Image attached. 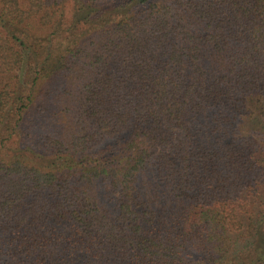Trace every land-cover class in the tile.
Returning a JSON list of instances; mask_svg holds the SVG:
<instances>
[{"label":"trees","instance_id":"obj_1","mask_svg":"<svg viewBox=\"0 0 264 264\" xmlns=\"http://www.w3.org/2000/svg\"><path fill=\"white\" fill-rule=\"evenodd\" d=\"M0 264H264V0H0Z\"/></svg>","mask_w":264,"mask_h":264},{"label":"rangeland","instance_id":"obj_2","mask_svg":"<svg viewBox=\"0 0 264 264\" xmlns=\"http://www.w3.org/2000/svg\"><path fill=\"white\" fill-rule=\"evenodd\" d=\"M66 11V18L64 20L65 22V28L63 27V31H60V41L65 40V43L73 41V38L76 34H78L81 31L86 30V28H89V25H94L96 23H101L105 20H108L111 18V14L114 12H108L103 15V17L99 20L96 19H86L87 18V11H79V9L76 8L75 3L69 2L67 5ZM43 40V38H41ZM38 42V41H37ZM21 155L27 160L30 161L38 166L41 167H48L52 166L56 161L53 158H49L46 156H43L41 154H37L35 152H31V150H21Z\"/></svg>","mask_w":264,"mask_h":264}]
</instances>
